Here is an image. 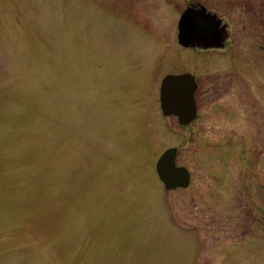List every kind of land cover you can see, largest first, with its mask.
Returning <instances> with one entry per match:
<instances>
[{"label": "rangeland", "instance_id": "374dc122", "mask_svg": "<svg viewBox=\"0 0 264 264\" xmlns=\"http://www.w3.org/2000/svg\"><path fill=\"white\" fill-rule=\"evenodd\" d=\"M190 1L226 49L179 45ZM181 72L188 125L159 103ZM0 264H264V0H0Z\"/></svg>", "mask_w": 264, "mask_h": 264}, {"label": "water", "instance_id": "95a60500", "mask_svg": "<svg viewBox=\"0 0 264 264\" xmlns=\"http://www.w3.org/2000/svg\"><path fill=\"white\" fill-rule=\"evenodd\" d=\"M226 25L215 13H211L201 3L187 6L177 23L178 43L185 47H213L216 38L223 40ZM217 28H220L217 31ZM197 84L190 73L167 74L159 87V103L162 114L175 115L180 124L186 125L195 118L194 90ZM177 147H168L155 163L157 177L167 190L187 187L190 172L176 164Z\"/></svg>", "mask_w": 264, "mask_h": 264}, {"label": "flooded vegetation", "instance_id": "af4514ba", "mask_svg": "<svg viewBox=\"0 0 264 264\" xmlns=\"http://www.w3.org/2000/svg\"><path fill=\"white\" fill-rule=\"evenodd\" d=\"M195 3H201L206 8L207 11H209L211 13H215L217 15V17L221 19L222 24L224 23L226 25V27L224 29V32H225L226 36L224 37L223 40L218 39V38L214 39L212 41V43H213L214 46L213 47H208V48H203V47H185V46H183L181 44H179V45H181L184 48H189V49H193V50H197V51H209V50H214V49H217V50L226 49V47L230 44V30H229L228 23L221 16H219L215 11H213L211 9H208L202 2H199V1H190L189 3L186 4V7L189 6V5L195 4ZM179 18H180V16H179ZM177 23H178V21H177ZM219 30H220V28H217V31H219ZM177 42H178V39H177ZM182 73H188V72H181V73H177V74H182ZM168 74H175V73H168ZM190 74H192V73H190ZM192 75L194 76V80H195V82L197 84V86H196V88L194 90V101H195V107H196V110H195V118L192 120V121H196L198 119V106H197V102H196V92L198 91V89L200 87V83L197 81L196 76L194 74H192ZM186 125H188V124H186ZM190 177H191V175H190Z\"/></svg>", "mask_w": 264, "mask_h": 264}]
</instances>
